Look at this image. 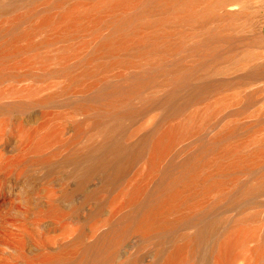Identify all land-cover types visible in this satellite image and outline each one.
<instances>
[{"label": "bare ground", "instance_id": "6f19581e", "mask_svg": "<svg viewBox=\"0 0 264 264\" xmlns=\"http://www.w3.org/2000/svg\"><path fill=\"white\" fill-rule=\"evenodd\" d=\"M262 6V0H0V80L61 78L32 101L50 108L36 118L10 112L31 102L0 104V227L7 230L16 213L30 210L29 233L14 240L20 253L27 240L43 247L65 235L53 254H38L41 264H107L139 232L158 237L156 257L125 264H184L218 231V198L245 207L249 194L264 190V168L252 169L264 157V133L253 127L261 113L247 138L231 140L230 124L202 141L222 101L198 106L228 84L249 86L247 111L261 99ZM245 65L247 73L235 80L199 82ZM11 91L36 93L29 86ZM73 95L80 98L66 101ZM13 141L14 154L4 158ZM239 174L247 178L238 181ZM237 222L220 240L215 264H232L247 240V232L233 230ZM9 240V233L0 237ZM259 247L248 264L262 256Z\"/></svg>", "mask_w": 264, "mask_h": 264}, {"label": "rangeland", "instance_id": "374dc122", "mask_svg": "<svg viewBox=\"0 0 264 264\" xmlns=\"http://www.w3.org/2000/svg\"><path fill=\"white\" fill-rule=\"evenodd\" d=\"M264 1V0H262ZM255 3H253L254 5ZM54 10V9H52ZM23 8L17 9L16 12H22ZM262 15V26L259 31L264 38V6H262L260 12ZM13 13H9L6 17L11 16ZM1 18V17H0ZM241 35L247 36V30L240 32ZM89 38V37H87ZM75 42V40L70 39L67 41H56L51 44L50 49H56L60 46H63L67 43ZM47 48H42L38 51L46 52ZM29 53V52H28ZM27 53V54H28ZM188 60V57L185 58V62ZM247 73V65L227 72V73H215V74H207L202 75L199 79L201 83L208 82H218L222 81H231L235 80L244 74ZM59 79H53L47 77L45 79H37L30 75L21 76V77H11L6 76L0 80V104H4L7 102H15L17 104H24L26 102H31L26 111H14L11 110L12 114L19 115L24 119H32V117L36 118L39 112H48L49 107H39L32 101L36 99L38 96L47 93L51 90H54L56 87V82L60 81ZM264 82V81H263ZM262 83V82H261ZM258 84V83H257ZM256 84V85H257ZM254 84V86H256ZM21 86H29L36 89V93L31 95H26L23 93H17L11 91V89H18ZM249 86L246 85H230L224 87L220 91L214 93L211 98L208 100H202L198 106L200 108H204L207 103L222 101V105H220L216 112L213 115V119L211 120V125L207 130L204 131L200 140L206 141L214 137L221 129L226 127L227 125H235V139H243L247 138V127L253 126L255 124L256 115L261 113L263 117L262 123L257 125L254 128L257 129L256 134L264 133V93L262 94L261 99L256 103V105L249 108L247 111V99L246 93ZM76 98H80L78 95L69 96L66 101L74 102ZM66 103V102H64ZM257 109V113H252ZM3 119V115H0V121ZM7 130L8 127H5ZM3 142V139L0 138V143ZM199 140L190 143L184 152L175 158V162L179 161L181 157L195 150ZM16 146V142H11L8 146L9 150H4L3 157L9 158L14 154V149ZM263 169L264 168V157H261L258 161H255L252 164V169ZM238 181H242L247 178L246 174H239L237 176ZM234 186H232V190ZM228 199L227 198H218V201L213 203V210L216 213V217L218 218V231L215 233L213 238L208 245V242L201 244L198 247L196 254L187 260L184 264H215L218 258L217 248L219 247L220 240L226 236L227 228L235 222L236 219L240 218V222L236 224L233 230L235 231H245L248 233L247 240L239 246L235 252L233 253V262L232 264H248V258L250 257L253 249L256 246H260L262 250V256L252 264H264V240H261V236L264 234V190L260 193H251L247 196V205L242 207L240 205L233 204L232 206H227ZM23 206H21L22 208ZM226 208V209H225ZM246 208V209H245ZM241 209H245L244 211ZM247 214L249 220H242V216ZM254 215L253 217H249ZM256 216V217H255ZM31 214L30 210H27L26 207L22 208L20 213H16L15 218L7 225V230L2 229L0 227V237L4 238L5 233H9L11 240L8 242L0 241V263L3 259L4 261L11 262V264H41L40 258H38V254L43 252L45 254H53L64 242L66 238L65 235H62L59 239L58 237L53 239V241L49 242L43 247H39L35 245L31 240H27L24 246L23 253H20L16 243L14 242L15 237L21 235L22 231L29 233L31 227ZM243 223V224H242ZM245 224V225H244ZM103 230V229H102ZM86 231V229H85ZM101 231V230H100ZM234 231V232H235ZM157 236H148L145 237L139 232H133L129 234V239L122 246V248L117 251V254L114 258V261H110L107 264H125L127 260L137 257L141 259L143 262L148 263L152 262L155 259V252L158 247ZM213 244L215 251L210 250V245ZM206 257V258H205ZM86 259V258H85Z\"/></svg>", "mask_w": 264, "mask_h": 264}]
</instances>
